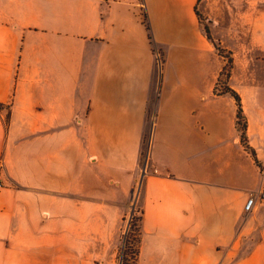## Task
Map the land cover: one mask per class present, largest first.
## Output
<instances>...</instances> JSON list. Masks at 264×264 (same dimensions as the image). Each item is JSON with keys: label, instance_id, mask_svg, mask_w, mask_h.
<instances>
[{"label": "crops", "instance_id": "obj_1", "mask_svg": "<svg viewBox=\"0 0 264 264\" xmlns=\"http://www.w3.org/2000/svg\"><path fill=\"white\" fill-rule=\"evenodd\" d=\"M199 3L0 0V264H116L138 182L136 264H264V0L217 39L257 164Z\"/></svg>", "mask_w": 264, "mask_h": 264}, {"label": "rangeland", "instance_id": "obj_2", "mask_svg": "<svg viewBox=\"0 0 264 264\" xmlns=\"http://www.w3.org/2000/svg\"><path fill=\"white\" fill-rule=\"evenodd\" d=\"M198 1L200 2L199 3L200 7L208 2L207 4H205V6H207L208 13H206L205 15H202L200 18L201 29L203 31V26H206L211 36V39L215 43L218 44L219 43L217 41L218 37H220L221 35H225V36L230 35L228 31H225V28L228 23L230 22L232 24L234 23L233 18L235 19L236 16H233L232 14L233 10L229 12V10L225 8L224 3L225 1L228 2V0H209V1L208 0H198ZM245 7H246V4L244 5L243 9H246ZM220 48L222 49V47ZM222 50L225 51V53H230L226 51L225 49H222ZM157 59H158L159 65L161 66L162 56L160 53L157 54ZM223 61L225 64L224 59ZM139 193H140V186L138 182L137 185L134 187L133 194L131 195L129 205L125 208L122 220L119 225V233H118V240L116 243V255H115L116 264H121L122 253L125 248V245L129 246V248L132 249L135 245V240L141 239V228L139 226V223H136L135 225H133L132 228H130V225H129L132 215H137V213L140 212V206H139V201H138Z\"/></svg>", "mask_w": 264, "mask_h": 264}, {"label": "trees", "instance_id": "obj_3", "mask_svg": "<svg viewBox=\"0 0 264 264\" xmlns=\"http://www.w3.org/2000/svg\"><path fill=\"white\" fill-rule=\"evenodd\" d=\"M203 33L207 37L208 40H210L213 44V48L215 51L225 60V64L223 65L221 71L219 72L214 87H213V93L216 96L221 95H228L233 98L236 106V121H235V128L240 136V142L243 146L244 150L251 156L255 164H257L253 152L247 148L245 140H244V133L246 130V123L245 118L242 113L240 100L236 93L230 89L228 85L229 76H230V70L232 67V58L230 53H225L223 51L219 44L215 43L213 40H211V37L209 35V31L206 26H203ZM227 55H225V54ZM224 80V81H222ZM136 223H139V226H141V212H138L137 215H132V218L130 220V228L133 227ZM139 246H140V239L135 240V245L131 249L129 246L125 245V248L122 253L121 258V264H136L137 257L139 254Z\"/></svg>", "mask_w": 264, "mask_h": 264}, {"label": "built area", "instance_id": "obj_4", "mask_svg": "<svg viewBox=\"0 0 264 264\" xmlns=\"http://www.w3.org/2000/svg\"><path fill=\"white\" fill-rule=\"evenodd\" d=\"M1 172H2V165H0V176H1ZM2 187V183L0 182V188ZM255 195H251L245 205H244V212L249 213L251 212V210L253 209L254 205H255ZM257 198H260L261 200H264V189H262L258 194H257Z\"/></svg>", "mask_w": 264, "mask_h": 264}, {"label": "water", "instance_id": "obj_5", "mask_svg": "<svg viewBox=\"0 0 264 264\" xmlns=\"http://www.w3.org/2000/svg\"><path fill=\"white\" fill-rule=\"evenodd\" d=\"M143 176V175H142ZM142 178V177H141ZM132 214V213H131ZM134 214H135V212H134Z\"/></svg>", "mask_w": 264, "mask_h": 264}]
</instances>
